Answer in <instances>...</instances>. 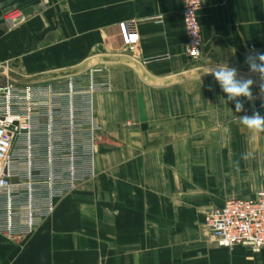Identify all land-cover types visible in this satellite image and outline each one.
<instances>
[{
  "label": "crops",
  "instance_id": "0c3cea01",
  "mask_svg": "<svg viewBox=\"0 0 264 264\" xmlns=\"http://www.w3.org/2000/svg\"><path fill=\"white\" fill-rule=\"evenodd\" d=\"M182 8V0H0V85L87 86L91 72L110 85L95 97V176L58 199L33 234L0 232V264H264V249L218 246L205 226L210 207L264 190V133L239 121L264 116L262 101L244 100L236 113L209 72L224 64L248 73V49L264 52V0H204L197 60ZM130 21L135 51L122 31ZM252 91L258 97V82Z\"/></svg>",
  "mask_w": 264,
  "mask_h": 264
},
{
  "label": "built area",
  "instance_id": "2783aa9c",
  "mask_svg": "<svg viewBox=\"0 0 264 264\" xmlns=\"http://www.w3.org/2000/svg\"><path fill=\"white\" fill-rule=\"evenodd\" d=\"M187 54H203L199 20L204 0H182ZM122 31L131 51L138 49L136 21ZM109 84L89 74L87 86L71 78L52 83L0 85V232L29 236L50 217L58 199L96 174L100 124L95 97ZM206 228L218 246L264 249V190L253 200L230 198L206 213Z\"/></svg>",
  "mask_w": 264,
  "mask_h": 264
},
{
  "label": "clouds",
  "instance_id": "9594fccd",
  "mask_svg": "<svg viewBox=\"0 0 264 264\" xmlns=\"http://www.w3.org/2000/svg\"><path fill=\"white\" fill-rule=\"evenodd\" d=\"M245 64L248 65L249 69L246 75L240 74L236 67H229L224 64H217L209 71L221 91L226 94L227 100L234 102L236 113L245 110L244 100L254 102L259 98L262 101L261 106L264 107V52L257 51L254 46L249 48L245 55ZM253 77L257 79H253ZM257 82L258 97L252 91L253 85ZM209 90H212L211 87ZM239 121L254 134L264 133V116L258 111H254L252 115L240 116ZM244 158L247 159V156Z\"/></svg>",
  "mask_w": 264,
  "mask_h": 264
},
{
  "label": "rangeland",
  "instance_id": "374dc122",
  "mask_svg": "<svg viewBox=\"0 0 264 264\" xmlns=\"http://www.w3.org/2000/svg\"><path fill=\"white\" fill-rule=\"evenodd\" d=\"M19 84H21V85H26V84H24V83H19ZM28 85V84H27ZM206 230H207V232H208V229L206 228ZM209 233V232H208ZM215 243V242H214ZM216 244V243H215ZM217 245V244H216Z\"/></svg>",
  "mask_w": 264,
  "mask_h": 264
}]
</instances>
